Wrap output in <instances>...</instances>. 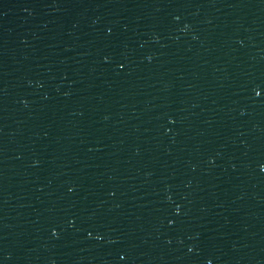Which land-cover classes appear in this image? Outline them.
I'll use <instances>...</instances> for the list:
<instances>
[{"label":"water","instance_id":"95a60500","mask_svg":"<svg viewBox=\"0 0 264 264\" xmlns=\"http://www.w3.org/2000/svg\"><path fill=\"white\" fill-rule=\"evenodd\" d=\"M261 164L264 0H159L103 264H264Z\"/></svg>","mask_w":264,"mask_h":264},{"label":"snow or ice","instance_id":"6c2138e0","mask_svg":"<svg viewBox=\"0 0 264 264\" xmlns=\"http://www.w3.org/2000/svg\"><path fill=\"white\" fill-rule=\"evenodd\" d=\"M258 94H259V93H258ZM260 167H261V168H264V164H261V165H260ZM52 230H53V232H55V231H56V229H55V228H53ZM209 264H211V261H209Z\"/></svg>","mask_w":264,"mask_h":264}]
</instances>
